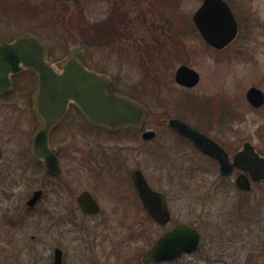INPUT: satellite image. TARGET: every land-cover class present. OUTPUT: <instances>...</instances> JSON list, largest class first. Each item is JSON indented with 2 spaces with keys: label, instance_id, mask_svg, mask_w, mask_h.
<instances>
[{
  "label": "rangeland",
  "instance_id": "374dc122",
  "mask_svg": "<svg viewBox=\"0 0 264 264\" xmlns=\"http://www.w3.org/2000/svg\"><path fill=\"white\" fill-rule=\"evenodd\" d=\"M12 1L0 0V38L33 33L57 55L84 42L89 65L107 74L120 94H131L147 107L146 127L156 131L154 140L144 143L140 135L125 139L95 133L84 138L83 147L85 152L97 147L103 152H146L140 166L165 194L175 220L196 222L202 235L198 250L174 264H214L207 259H213L221 248L228 256L224 260L236 264L237 257L247 253L237 233H227L233 235L232 246L223 247L228 244L219 242L222 247L216 243L209 249L208 245L218 235L216 230L236 231L248 228V224L253 228L254 219L264 218V186L245 193L235 187L234 177L222 179L208 164L201 163V167H207L203 172L194 170L190 163L195 160L189 152L170 151L188 147L178 144L163 127L168 119L179 116L196 126L197 106L190 101L196 96L209 99L211 105L226 104L231 111L232 119L211 130L212 136L233 148L246 140L264 148V108L254 111L245 101L250 86L264 91V0H226L238 19V34L222 50L211 48L191 30L192 15L202 0H180L179 13L162 7L152 10L150 0H82L83 8H69L63 13L53 9L55 0H15V14L10 7ZM112 6L121 8H116L120 15L113 13ZM103 20L111 21L116 29L107 38L93 37L94 24ZM182 64L200 75L192 89L174 82V72ZM12 154L5 152L0 165V264H51L57 243L61 244L65 264H89L90 260L124 264L140 255L162 232L149 222L146 232L138 237L139 221L134 215L130 219L118 216L121 209V216L127 215L132 204L126 202L120 208L116 200L109 199L107 189H100L104 217L78 214L72 220L52 219L46 213L58 215L65 213V208L75 209L72 195L82 188L99 192L93 174L80 168L76 152H63V179L49 181L43 172L34 171L28 152H15V167L10 161ZM131 156L125 174L129 166L139 165ZM64 181L71 184V189L62 185ZM44 186L46 197L28 210L26 198L35 188Z\"/></svg>",
  "mask_w": 264,
  "mask_h": 264
},
{
  "label": "flooded vegetation",
  "instance_id": "af4514ba",
  "mask_svg": "<svg viewBox=\"0 0 264 264\" xmlns=\"http://www.w3.org/2000/svg\"><path fill=\"white\" fill-rule=\"evenodd\" d=\"M128 1L136 2L138 0H128ZM224 1L228 4L226 0ZM228 6L231 9L232 13L234 14L229 4ZM10 7L13 8L15 14V0L12 1ZM35 7L38 9L39 6L35 5ZM69 8H75V9L83 8L82 0H76V1L55 0L54 2L53 9L57 11H61V13L66 12V10H68ZM116 8H118L119 10L121 8L112 6V11L117 16L120 15V11L119 10L117 11ZM234 16L237 21V33H236L237 36L238 19L235 14ZM59 19L60 21H62V14L59 16ZM31 34L36 37L38 42L43 47L44 52H43L42 63L45 66L50 67L55 73L61 74L63 72V67L65 66V64L67 62H71L74 65H79L88 71L97 73L99 75L107 76L114 84L117 94L124 96L120 94V91L115 85V82H113V80L107 74L99 71L98 69L92 68L89 65L87 58V53H88V46H86L87 44L85 45V43L82 42L81 46L57 55V54H52L50 52V48L45 43L44 39L33 33ZM14 42H15V37L12 39L0 38V46ZM228 45H226L225 47H227ZM210 47L215 50H222L223 48H225L223 47L221 49H217L212 46ZM79 49L82 50L84 62L80 61L79 59L72 58L73 54ZM20 68H21L20 71L18 72L13 71L8 74L7 85L6 87L2 88L0 91V165L3 163L5 152H13V154L10 157V161H12L11 164L14 167H15V152H28L30 161L32 162V166L35 172H43L44 179L49 181L60 180L63 179V174H64V168L62 164L63 152H76L78 155L76 160L79 161L80 168L85 167L91 172V174H93L97 183L96 189L99 190V192H97L95 189L84 187L80 191L72 195V201L74 203L75 209L72 207L65 208V213H61L58 215H55L54 212L52 213L48 212L46 214L51 216L52 219L55 220L56 219L72 220L78 214H81V216L84 217L102 218V216L104 217L105 215V211L101 204L100 196H102V194L100 189H107L110 191L111 194V197H109V199H112L114 202L116 200L120 208L123 203L129 202L132 204V209L127 215L121 216V213H123L121 209V212L118 214V216L123 219H130L134 215L135 220L139 221V228H138L139 232L136 230L138 232L137 233L138 237H142L143 233L146 232L147 223L149 222L152 225H155L157 228L162 230V232L156 238V240L161 235L171 231L175 226L179 224L188 226L198 232L200 236L199 245L194 251L190 253L184 252L173 261L165 260V261L151 262L149 264H156V263L174 264L176 263L177 260L181 259L182 257L192 255L193 253H195L198 250L200 243L202 241L201 232L199 231L196 222L189 223V222L180 221L178 219L177 221L175 220V218L172 215V210L168 205V201L165 194L161 192L159 189H157V187H155L151 183V180H149L147 175H145L143 169L140 166V164L143 162L144 158L146 157V152L144 151L103 152V150L100 151L98 147L90 148L89 152L84 151V147H83L84 138L95 136V133L96 135L98 133L106 134V136L118 135L121 138H125V139L137 138L140 135V139L144 143L154 140L156 138V131L154 129H150L146 127L147 124L146 120L149 121L147 107L134 101L135 103L143 107L145 110V117L143 122L137 126H124L118 129H110L104 125L93 123L84 115L81 109L74 102H69L65 114L57 121H55L53 124H51L49 127H47L45 121L38 115L36 108V99L38 97V89H39L38 77L36 73L30 68H26V67H20ZM199 80H200V75H199ZM251 87L258 88L257 86H250L249 88ZM181 88L192 89L185 87H181ZM246 92H245V101L252 110L257 111L264 108V102L259 107H255L252 104H250L246 99ZM262 92L264 94V91ZM190 101L191 104L194 105V107L197 106L196 107L197 110L194 109L197 111L196 113L198 119L197 121L198 123L196 126H192L191 124L187 123L182 117L179 116L168 119L166 122V127H163V130L165 132H169L175 136L178 144L179 143L183 144L187 146L188 149L184 150L177 148V149H171L170 151L173 153L189 152V154L192 155V157H194L195 160L190 163L191 167H193L194 170H198L199 172H203L204 170H207V167H201V163L203 162L204 164H208L209 169L214 168L218 172L219 177L222 179L234 177L233 182L236 188H237L236 179L239 176L246 177L247 180L249 181L250 189L248 191H242L237 188L241 192L249 193L258 186H264V179L254 180L251 177V175L248 173V171L244 170L241 166L234 165V160H233L234 156L240 152H247L249 155L254 152L258 157L264 158V148L257 147L249 140H246L242 142L238 147L233 148L232 146H229L225 141L218 139L216 136H212L211 133H209L218 125H222L226 121L232 119L231 111L226 106V104L224 106V104H221L219 102L217 105H213V104L211 105L209 99L204 100L196 96H192L190 98ZM207 115L208 117L206 119ZM171 119H177L186 123L191 129L202 134L210 142H213L219 149H221L223 151V154L226 155V161L228 165L231 166L230 171L227 174L223 175L220 171V164L218 160L214 157V155L206 153V151L197 147V145L192 140L183 137L175 129L171 128L169 126V121ZM42 131H45L44 142L47 151L52 152L57 159V169L54 173H51L50 171L47 170L45 161L42 158L38 157L35 153V152L43 151V149H40L42 146L41 144L42 142L41 141L37 142V136ZM145 131H153L155 133L153 139L151 140L143 139L142 134ZM246 145L248 146V149L244 148ZM131 154H133V157L139 161V165L133 164L129 166L130 169L125 174L124 170L127 168V161L132 162ZM79 156L81 157L79 158ZM135 177H141L151 190L162 196L163 201L165 202V205L170 215L169 220L166 224L160 225L156 223L152 219V217L148 214V211L144 206L143 200L141 198L140 191L134 182ZM62 185L67 190L71 189L72 187L71 184L66 181H64ZM59 189L64 190V188L62 187ZM36 192H40L39 199H37V201H35L33 205L30 206L27 205V202L33 197L34 193ZM46 194L47 192L45 186L35 188L26 198L25 203L28 210H32L35 207H37L40 204V202L43 200V198L46 197ZM81 203H86L85 207L88 209V211H85L83 209ZM261 216L264 217V214H262ZM251 224H253V228L249 227L248 224L247 225L248 228H238L236 231L233 230L230 231L227 229L216 230L215 232H218V235H216L215 238L211 239V244L208 245V248L212 249L213 247H215L216 243L222 247L223 245H220L219 242L222 243L226 242L228 244V246L226 245L223 247L232 246L234 244L233 243L234 240L231 238L233 237V235L228 236L227 233L228 232L230 234L237 233L238 241L242 243L241 247L247 250V253L245 256H241V257L238 256L237 259L235 260L236 264H264V218L254 219ZM135 237L136 236H133L134 239ZM155 241L148 248H146L140 255H137L131 260L128 259L124 261V264H144L142 261L143 257L147 253L149 248L155 243ZM146 243L148 244V240H146ZM57 244L61 246L60 243ZM59 246H54L52 250L53 254L52 256H50L51 264H54V252L56 249H59L61 251V264H65V256L63 250ZM223 251L224 248L223 250L221 248V251L216 252L213 256V259H210L209 257V259H207V262L214 264L217 263L231 264L229 262H226V260H224V258H228V256L225 257L224 255L225 251L224 252ZM89 264H100V263L96 260L93 261L90 260Z\"/></svg>",
  "mask_w": 264,
  "mask_h": 264
},
{
  "label": "water",
  "instance_id": "95a60500",
  "mask_svg": "<svg viewBox=\"0 0 264 264\" xmlns=\"http://www.w3.org/2000/svg\"><path fill=\"white\" fill-rule=\"evenodd\" d=\"M192 21L204 41L217 49L228 45L237 33L236 18L224 0H202L201 5L192 15ZM43 52V47L32 34L19 36L14 43L0 46V91L6 87L10 72H18L20 67L33 70L39 81L36 99L37 113L47 127L65 114L69 102H74L93 123L110 129L137 126L143 122L144 108L130 98L117 94L114 84L107 76L88 71L71 62H67L63 72L57 74L42 63ZM72 58L83 61L82 50H77ZM174 81L179 86L192 88L197 85L199 74L182 64L174 72ZM246 99L253 106L259 107L264 102V94L260 89L251 87L246 92ZM169 126L183 137L192 140L206 153L214 155L223 175L230 171L231 166L226 161V155L205 136L177 119H171ZM44 133L45 131H42L37 136V142H42L40 149L43 151L35 153L45 161L47 170L54 173L57 169V159L52 152L47 151ZM154 136L153 131H145L142 134L145 140H151ZM244 148L248 149V146ZM233 160L234 165L248 171L254 180L264 179V158L258 157L254 152L250 155L247 152H240L234 156ZM134 182L140 191L148 214L156 223L166 224L170 215L162 196L151 190L141 177H135ZM236 186L242 191L250 189L249 181L244 176L236 179ZM39 197L40 192L34 193L27 205H33ZM85 205L86 203H81L83 209L88 211ZM199 240L200 236L196 230L179 224L161 235L149 248L142 261L144 264L173 261L184 252L194 251L199 245ZM54 264H61L59 249L54 252Z\"/></svg>",
  "mask_w": 264,
  "mask_h": 264
},
{
  "label": "trees",
  "instance_id": "16d2710c",
  "mask_svg": "<svg viewBox=\"0 0 264 264\" xmlns=\"http://www.w3.org/2000/svg\"><path fill=\"white\" fill-rule=\"evenodd\" d=\"M179 3H180V0H150L149 5H150V8L152 10L155 9V11L158 9V7H162L164 9H170L175 13H179L177 10ZM190 25L192 27L191 30L193 32H196L195 27L192 24H190ZM93 27H94L93 31H92L94 33L93 37H96V38H100V37H106L107 38L109 35H112L113 29L116 28V26H114V24L112 26V22L108 21V20L103 21L102 23H100L98 25L94 24ZM162 28H164V26ZM126 96L134 99V97L131 94H127ZM207 117H208V115L206 116V119H207Z\"/></svg>",
  "mask_w": 264,
  "mask_h": 264
}]
</instances>
